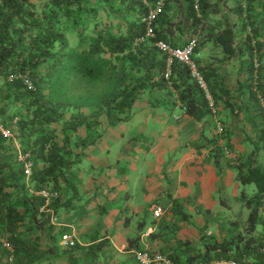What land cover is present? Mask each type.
<instances>
[{"label":"trees","instance_id":"16d2710c","mask_svg":"<svg viewBox=\"0 0 264 264\" xmlns=\"http://www.w3.org/2000/svg\"><path fill=\"white\" fill-rule=\"evenodd\" d=\"M154 1L0 0V121L10 132L6 136L0 131V236L13 247L11 264H58L59 254L53 259L49 255L58 253L56 237L67 232L51 223L50 216H58L57 206L64 197L78 195L82 179L77 167L84 149L101 138L104 125L127 121L139 97L146 96L150 107L179 106L196 121L212 117L204 93L184 65L175 62L170 80L163 77L165 59L155 42H180L169 38L174 33L171 12L183 16L180 23H173L179 30L191 33L189 37L201 33L200 44H211L207 62L203 63L197 46L193 58L224 127L219 134L211 124L215 160L224 156V150L231 151L234 131L225 122L235 121L243 112L263 145L264 35L257 22L259 0L235 4L199 0L198 10L194 0H164L154 36L147 37L142 17ZM70 34L77 38L74 46ZM231 60L239 61L237 72L244 74L243 81L238 78L232 85L220 71ZM19 72L28 75L33 88L28 89L22 79H8ZM14 141L20 151L30 154L33 168L28 178L13 156ZM258 151L253 146L244 162L235 164L236 180L255 185L251 196L242 191L249 209L246 220L219 211L213 224L204 220L200 226L191 221L199 213L188 214L175 199L170 208L173 219L149 234L165 244L150 251L168 255L175 264H204L219 258L264 264V168L255 164ZM41 187L56 192L48 205L51 213L40 210L44 201L35 191ZM139 238L129 237L127 247L139 248ZM74 246L65 250L70 264L76 262L67 248ZM5 261L6 250L0 246V264Z\"/></svg>","mask_w":264,"mask_h":264},{"label":"crops","instance_id":"0c3cea01","mask_svg":"<svg viewBox=\"0 0 264 264\" xmlns=\"http://www.w3.org/2000/svg\"><path fill=\"white\" fill-rule=\"evenodd\" d=\"M215 1L226 4L237 3V0H224V2L223 0H209L210 3ZM257 6L256 12H259L257 15L259 32L264 35V0H259ZM169 16L173 21L171 28L174 29V33L170 34L169 38L173 39L175 43L180 41L176 45H182L188 40L191 33L187 35L185 30H179L177 25L173 24L176 22L180 23L179 20L182 19V15L179 14L178 16H175L173 15V12H171ZM179 26H181V24H179ZM202 60L203 63L207 62V59L204 57ZM238 68L239 61L233 60L228 61L221 66L220 71L227 83L238 81V78L243 81L244 74H239L237 72ZM233 74L234 77L232 78ZM228 80L231 81L229 82ZM143 99H145V101ZM143 99L139 108L141 114L144 113V116H146L145 114H152L153 118L157 120L162 119L163 114L165 113L166 115V112H168V114L170 113L174 118V121L177 122L171 131L175 133L179 130L180 135H184L183 142H176L174 137L170 134L160 135L162 136L161 141L160 138L157 140V145L161 147L159 152H161L162 155H165L164 150H166L167 156L170 157L174 154L168 153V151H170L169 149H175V151L182 150L183 147L188 149L184 152V156L179 162L174 163V160L171 159V161L168 162L169 164H166V171H160L162 176L158 175L156 177L155 185H157V188L154 189V187L151 186V188L157 190L159 194L149 205H147L149 208L148 210L152 211L156 205H159L162 207L163 213L157 218L156 223L153 222L156 219L153 216V213V217H150L149 223L142 219L133 224L135 220L129 219L128 217H126V222L124 223L122 222L124 211L114 206L107 208V206H105L106 202L100 199V197H104L110 199L112 202L118 199V190H122L120 188L117 189V184L121 186L122 182L115 179L117 175L115 174L114 176V174L112 175L107 172L102 181L97 185L94 182L96 180H94V177L92 176L94 173L87 178L82 177V185L78 190V195L72 197V195L69 194L68 196H70V200H68V196H66L59 202L57 206V214L60 224H55L61 228L63 227L66 229L67 233L73 235L75 246L67 249L71 251V259H74L76 264H138L134 257V252L136 250H150L164 246L165 241L156 238H149V234L153 231H157L161 222L173 219L170 208L175 199L181 203L182 209L187 211L188 214H190V212L194 214L195 211L199 213V215L194 214L191 218L192 222L195 219L197 221L196 224L201 226L204 223V220H208L213 224L215 222V213L220 210L213 208L214 201L211 197L215 196L212 193H215L217 190L216 184L219 182L221 185L223 184L222 178H224V175L220 174L222 173L221 165L226 169L225 172H228L229 176L226 178V182L229 185L230 181L231 183L235 181V173H233L230 168L235 167L236 163L244 162L246 151L247 153L251 152L249 151L251 144H249L246 149L243 145H245L244 143L248 145V141H246L247 136L251 138L255 136V125L254 123H251L244 112L241 115H238L235 118V121L227 119L225 122V125L229 126V128L234 131L229 143L231 151L224 150V156H220L226 158L227 164L225 165L220 161V157L218 158V161H216L211 152L213 146L210 142V137L215 132V130L213 131L211 128V124L214 123L213 117L209 115L202 121H196L192 117L186 115L179 106L174 108L165 106L150 107L147 103V97L144 96ZM243 100L247 102L246 98H243ZM131 116L130 113V117ZM144 116H142V118H145ZM166 129L167 128H165V131ZM217 142L220 143L219 140H217ZM220 144L223 145V143ZM244 149L246 150L245 152ZM20 150V145L17 141H14L13 156L17 158ZM259 151L257 152V155H259L258 157H260ZM262 151L264 155V142L262 145ZM157 152L158 151H156V154ZM120 168H122V166H120ZM216 168H220L219 171H217ZM85 179L89 180V182L86 183ZM164 183H168V186H164ZM127 196L128 193L126 192L125 197ZM190 198H192V202H190ZM190 203L196 205L194 206L195 208L190 209ZM203 210H207V212L204 216H201L200 214ZM189 222L190 220L186 222L188 227H190ZM129 226H132L134 229L133 235L125 230V228ZM168 230L169 228L165 229L166 233L164 232V234L167 235ZM135 235L140 236L139 248H128V238ZM59 238L60 235L57 236L55 240L58 247V253L50 254V259H53L52 255L59 254L58 264H70L69 254L65 252L66 248H63L60 245ZM101 242H103L102 245H100ZM173 243L174 242L171 241L166 244L171 245ZM50 252L51 250H49V253ZM44 264H47V262H44ZM50 264H53V262Z\"/></svg>","mask_w":264,"mask_h":264},{"label":"rangeland","instance_id":"374dc122","mask_svg":"<svg viewBox=\"0 0 264 264\" xmlns=\"http://www.w3.org/2000/svg\"><path fill=\"white\" fill-rule=\"evenodd\" d=\"M221 10L223 9L221 8L220 11ZM202 35L203 34L198 33L196 36L199 41V43H197L198 53L199 56L208 58L211 44L208 42H203L200 44ZM68 38L69 43L74 46L77 39L76 36L74 34H70L68 35ZM213 51H219V49H215ZM233 77L234 74L232 75V78ZM229 84L232 85L233 82L231 81ZM143 97L144 96L142 95L136 100L131 110L132 116L129 120L120 121L115 126L104 125L102 127L103 133L101 138L97 139L94 143H91L84 149V156L81 163L77 167V173L81 178H87L88 176L92 175V173H94L92 176L94 177V180H96L94 181L96 185L102 181L104 175L107 174V172L112 175L114 174V176L115 174L117 175L115 179L119 182H122L121 186L117 184V189L120 188L122 190H118V199L114 200L113 202L110 201V199L104 197H100V199L106 202L104 203L106 204L105 206H107V208L114 206L123 210L124 215L122 216V222L124 223L126 222V217L135 220L133 224L136 221H140L142 219L149 223L150 217L153 216L152 211L148 210L149 208L147 205H149L159 194L157 190H154L157 188V185H155L156 177L158 175L162 176L160 171H166V164H169L168 162H170L171 159L174 160V163L179 162V160L183 158L184 152L188 150L185 149V147L179 151L166 148L170 150L168 153L174 154L170 157L167 156L166 150H164L165 155H162V153L159 152L161 147L157 145V140L160 138L161 141L162 136L160 135L170 134L174 137L176 142H183L184 135H180L179 130H177L175 133L171 131L177 122L174 121V118L170 113L168 114V112H166V115L165 113L163 114L162 119L157 120L153 118L152 114H145L146 116L143 115L144 113L141 114L139 108L141 102L143 100L145 101ZM228 112L229 111H225L226 114ZM142 116L145 118H142ZM164 127L167 128L166 131ZM244 144L245 145H243V147L245 149L247 146H249V144H251L249 151L253 149V146L260 150V157H258L259 155L256 153L255 164L261 168H264L262 141L259 140L255 134L252 139H249L248 145L246 143ZM245 149L244 152L246 151ZM156 151H158L157 154ZM248 154L249 152L247 153L246 151L245 157ZM220 159L222 163L225 165L227 164L225 157H220ZM120 166H122V168H120ZM219 169L216 168L217 171H219ZM221 169L222 173L220 174L224 175V178H222L223 184L221 185L220 182L217 183V190L215 193H212L215 195L211 197L214 201L213 208L226 214H238L243 217L244 220H246L249 209L243 203L242 191H244L247 196H251L255 192V185L253 183L243 184L241 181H237L235 177V181L232 183L230 181L228 185L226 182V178L229 176L228 172H225L226 169L223 165H221ZM230 169L236 174L237 169L235 167H231ZM85 181L86 183L89 182L87 179H85ZM151 186L154 187V189H152ZM164 186H168V183H164ZM126 192L128 193L127 197H125ZM191 199L192 198H190V202H192ZM194 206L196 205H192L190 203V209L195 208ZM259 229H261L260 225L257 226V230ZM125 230L127 232L129 231V234L131 235L134 234V229L132 226L126 227ZM212 231L213 230L211 229L208 230L207 234L212 233Z\"/></svg>","mask_w":264,"mask_h":264},{"label":"built area","instance_id":"2783aa9c","mask_svg":"<svg viewBox=\"0 0 264 264\" xmlns=\"http://www.w3.org/2000/svg\"><path fill=\"white\" fill-rule=\"evenodd\" d=\"M164 5V0H155L152 4H147V10L144 16L142 17V21L145 24V36L153 37L154 36V22L156 17L160 13L162 7ZM194 8L196 10L199 9V0H194ZM197 37L195 35L188 38L182 46L172 45L169 42H165L163 40H156L155 45L158 50L163 54L165 59V68L163 72V77L166 80H170L171 75V68L175 62H179L184 65L188 69V73L191 79L195 82L198 88L202 90L204 93V97L207 103V107L210 110V114L214 118L215 128L217 133H222L224 130L223 123L219 118H217V108L215 105V101L213 96L211 95L206 79L202 75L201 71L199 70L198 64L193 58V54L195 48L197 46ZM256 66V64H255ZM22 79L24 85L31 89L33 88V83L31 79L28 77L26 73H15L8 75L9 80L13 79ZM16 121V118L13 119ZM0 131L9 136L10 132L6 129L2 122L0 121ZM220 143H223L221 138L218 139ZM17 159L22 164L23 174L26 178H28L32 174L33 162L30 158L29 152H22L18 153ZM35 194L42 197L44 203L41 206L40 210L48 211L51 213V210H48V205L53 197L56 196V192L47 188L41 187ZM153 216L155 218H159L162 213L163 209L161 206L156 205L152 209ZM50 221L53 224H60L59 217L57 215L51 214ZM59 243L63 248L71 247L75 244V239L72 234L70 233H63L60 235ZM0 246L6 250V261L5 264H11L13 260V247L10 242L3 236H0ZM264 251V246H263ZM134 257L138 264H175V262L166 254L160 252H152L148 249L143 250H136L134 252ZM202 264V263H197ZM204 264H240L237 260L232 258H219L210 260Z\"/></svg>","mask_w":264,"mask_h":264}]
</instances>
